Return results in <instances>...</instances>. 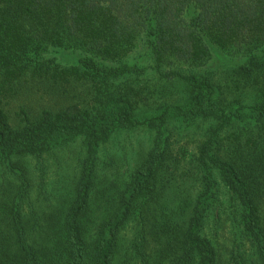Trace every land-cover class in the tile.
<instances>
[{
	"label": "trees",
	"instance_id": "obj_1",
	"mask_svg": "<svg viewBox=\"0 0 264 264\" xmlns=\"http://www.w3.org/2000/svg\"><path fill=\"white\" fill-rule=\"evenodd\" d=\"M222 52L237 58L221 64L250 104L228 108L230 85L181 69ZM149 75L189 96L138 122L158 93L137 88ZM199 122L210 125L192 153L181 126ZM140 123L152 149L97 219L99 147ZM78 137L86 158L71 198L34 220L19 202L4 211L0 264H264V0H0V156L39 160Z\"/></svg>",
	"mask_w": 264,
	"mask_h": 264
},
{
	"label": "rangeland",
	"instance_id": "obj_2",
	"mask_svg": "<svg viewBox=\"0 0 264 264\" xmlns=\"http://www.w3.org/2000/svg\"><path fill=\"white\" fill-rule=\"evenodd\" d=\"M69 52L58 54L59 60L66 62L71 58ZM222 58L209 62L206 65H182L185 73L201 74L206 78H212L222 86H231L227 94L221 95V100L228 108L237 109L240 100L244 104H250V94L236 88L234 77L227 78L223 64L234 65L237 58L229 52H222ZM219 78V79H218ZM139 87H151L158 91L154 98L150 97L141 103L140 109L135 114V120L143 122L146 118L157 116L160 105L169 100H186L189 96V87L182 82L159 84L156 75L145 77ZM89 88V87H88ZM92 89V88H91ZM88 93L86 87L79 89ZM90 90V89H89ZM82 93V92H80ZM91 93V90H90ZM84 98V96H81ZM86 102H90L92 96H85ZM44 102V100H43ZM83 105V106H84ZM210 125L209 122H199L194 125L181 126V135L184 148L194 153L196 147L204 138V132ZM177 124L171 122V128H177ZM186 128V129H185ZM186 130V131H185ZM155 131L148 123H140L132 129H117L109 139L99 147V160L97 162V177L93 191V215L102 219L112 210L118 193L128 183L132 172L141 165L149 151L152 149ZM86 158V148L83 138L78 137L69 142L66 147L53 150L41 159L34 157L19 158L0 156V216L4 211L10 210L14 202L21 204L23 214L31 215L32 220L37 217H47L51 212L57 213L66 199L71 198L75 173ZM22 182L23 186L22 187ZM168 193L174 197L179 186L171 182ZM188 187V186H187ZM22 189L25 190L22 196ZM99 219V220H100ZM123 243H128L133 232L132 227L126 230ZM225 228L220 236H228ZM128 236V237H127ZM236 237H239L238 231ZM233 240V237H232ZM232 248V245L229 246ZM226 255L228 247H225Z\"/></svg>",
	"mask_w": 264,
	"mask_h": 264
}]
</instances>
